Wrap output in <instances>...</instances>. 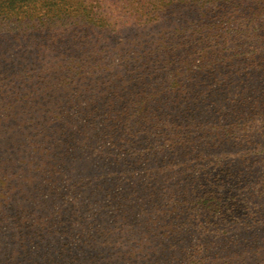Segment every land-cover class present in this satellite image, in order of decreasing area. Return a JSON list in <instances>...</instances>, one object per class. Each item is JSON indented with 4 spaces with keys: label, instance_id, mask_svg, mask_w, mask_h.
<instances>
[{
    "label": "trees",
    "instance_id": "obj_1",
    "mask_svg": "<svg viewBox=\"0 0 264 264\" xmlns=\"http://www.w3.org/2000/svg\"><path fill=\"white\" fill-rule=\"evenodd\" d=\"M3 141L23 169L25 151L141 150L111 171L128 176L107 200L113 227L54 248L44 228L23 230L15 264H152L167 246L181 264H215L220 233L245 248L227 238L237 229L252 230L260 255L264 0H0ZM9 188L0 173V208ZM189 232L198 242L178 248Z\"/></svg>",
    "mask_w": 264,
    "mask_h": 264
},
{
    "label": "rangeland",
    "instance_id": "obj_2",
    "mask_svg": "<svg viewBox=\"0 0 264 264\" xmlns=\"http://www.w3.org/2000/svg\"><path fill=\"white\" fill-rule=\"evenodd\" d=\"M3 143L6 144L1 147L0 155L2 157L0 158L3 162L4 159H10L11 163L1 166L2 170H5L0 173L7 177L10 186L8 196L11 197V200L5 204L4 208H0V264H15L13 262L15 261L14 250L19 249L17 239H24L19 235L23 230L26 232L31 229L30 231L37 232L41 230V227L44 228L41 232L44 235L47 234L44 242L54 248L56 240L62 241L61 237L72 241L74 236L92 235L96 231L99 235H103L104 227L114 226L112 219L118 212L114 210V206L109 205L107 200L114 193L126 188L124 183L128 176H124L125 173L123 175L118 173L112 175L111 173L113 169H117L118 161L125 158L122 154L123 151L108 153L102 146H100V150L96 149L98 155L75 153L70 150L67 153L48 149H39V152L34 153L25 151L26 157L18 155L17 159L23 158L25 161H31V165L23 169L24 163L15 164L12 155L8 152H12L13 149L7 148L9 146L7 141H3ZM140 152V149L131 147L129 149L131 155H127L125 161L128 159H130L129 163L134 161ZM228 153H230L229 156L221 158L223 165L227 161H236L239 150L233 149ZM105 163L110 167L104 168L103 164ZM34 164H37L35 169ZM128 169L125 168V171L128 172ZM136 174H141V171L137 170ZM105 176L112 179V182H107L112 183L111 186L96 181ZM77 218L80 220L73 224L71 221ZM45 229H47L46 232ZM222 234L218 235L217 241L223 242L225 248L216 253L212 251L215 254L213 256L216 257L215 264H264V251L262 250L260 255H256L255 251L258 250L252 246L253 241L255 242V239L252 238V230L237 229L226 232L227 238L233 236L234 239L241 238L243 241L247 239L248 243L246 241L243 243L245 248L242 247V244L239 245L240 248L226 245V236L222 237ZM262 236L260 234L256 237L258 245L262 243ZM181 238L180 245L177 244L178 248L198 242L199 236L189 232ZM73 242L75 243V241ZM45 243L41 244L44 248L49 246ZM31 245L29 254L34 255L36 252H40L38 248H35L34 243ZM168 248L167 246L166 249L160 250L152 264H181V260H174L178 257L176 250ZM34 256V262L30 264H35L38 259L36 258L38 255ZM25 259L27 260V257Z\"/></svg>",
    "mask_w": 264,
    "mask_h": 264
}]
</instances>
